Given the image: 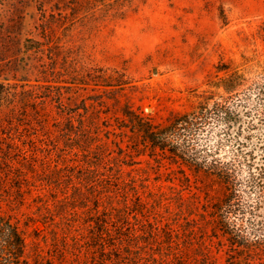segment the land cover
Listing matches in <instances>:
<instances>
[{
	"label": "rangeland",
	"instance_id": "obj_1",
	"mask_svg": "<svg viewBox=\"0 0 264 264\" xmlns=\"http://www.w3.org/2000/svg\"><path fill=\"white\" fill-rule=\"evenodd\" d=\"M46 70L73 114L101 99L102 117L195 115L185 134L198 156L180 163L185 197L215 211L212 256L226 263L234 229L264 235V0H0V83L28 90ZM13 107L0 100V136ZM188 164L230 180L213 187Z\"/></svg>",
	"mask_w": 264,
	"mask_h": 264
},
{
	"label": "trees",
	"instance_id": "obj_2",
	"mask_svg": "<svg viewBox=\"0 0 264 264\" xmlns=\"http://www.w3.org/2000/svg\"><path fill=\"white\" fill-rule=\"evenodd\" d=\"M42 74L45 84L28 90L0 83V100L14 106L0 136V264H217L215 211L201 213L197 195H184L191 183L180 160L198 156L185 134L195 115L162 125L126 107L123 117H102L101 99L73 114L72 99ZM48 109H56L52 121L41 112ZM173 166L180 171L166 173ZM189 166L213 187L230 180V172ZM228 240L225 264H264L256 229H234Z\"/></svg>",
	"mask_w": 264,
	"mask_h": 264
}]
</instances>
